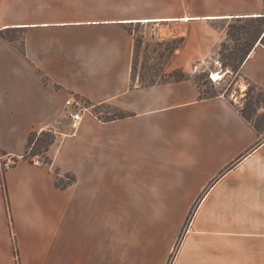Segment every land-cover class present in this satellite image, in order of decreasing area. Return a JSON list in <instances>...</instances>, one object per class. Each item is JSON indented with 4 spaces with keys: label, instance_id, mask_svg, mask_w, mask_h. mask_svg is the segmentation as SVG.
I'll return each instance as SVG.
<instances>
[{
    "label": "crops",
    "instance_id": "1",
    "mask_svg": "<svg viewBox=\"0 0 264 264\" xmlns=\"http://www.w3.org/2000/svg\"><path fill=\"white\" fill-rule=\"evenodd\" d=\"M248 21L264 0H0V158L16 162L7 193L0 170V264L15 246L19 264H167L183 219L160 208L197 200L171 264H264V136L190 71ZM136 27L189 78L135 81ZM263 41L240 74L264 91ZM46 131L52 163L25 160Z\"/></svg>",
    "mask_w": 264,
    "mask_h": 264
},
{
    "label": "rangeland",
    "instance_id": "2",
    "mask_svg": "<svg viewBox=\"0 0 264 264\" xmlns=\"http://www.w3.org/2000/svg\"><path fill=\"white\" fill-rule=\"evenodd\" d=\"M263 27V21H248L243 24L235 23L232 25L231 33L234 40H228V43H226V46L222 51V55L218 59L222 62L223 66L229 70L228 75L223 81L214 84L207 74H198L194 76L196 81L202 86L208 95L225 94L226 96L233 97L232 102L238 110L244 111L253 123L261 124L260 134L264 136V91L259 90L250 82L242 78L240 70L236 71L232 67L226 66L232 65V61L241 60L247 47L251 46L253 40L259 36ZM146 32L147 30L142 27H136L133 31L136 43L133 77L134 80H138L140 84L144 82L147 83L152 78L157 81H162L163 78L168 77L169 74L178 70L174 69L173 63L171 62L174 45L168 43L146 42L144 39V33ZM242 33L243 35L241 36ZM236 36L241 39V42L236 41ZM219 76L220 75L218 74L214 75L217 80L222 78ZM142 78L144 79V82H142ZM108 110L111 111L110 109ZM48 134L52 135L51 133ZM42 136L41 133L34 138V142L29 150L30 158L34 152L40 150L38 144L43 139ZM34 159H36L37 162L39 161V163L45 162V158L41 155L35 156ZM1 160L4 161L2 157ZM15 164L16 162L14 161V165ZM0 170L2 174L6 173V171L2 170L1 165ZM69 182L70 179L67 175L65 176L63 183L66 184ZM199 204L200 201L197 200L190 208H160L161 214L169 215L170 220L183 219L182 230L174 244L172 254L170 255L167 264L172 263L184 235L191 226L192 219ZM15 248L19 264V251L16 246Z\"/></svg>",
    "mask_w": 264,
    "mask_h": 264
},
{
    "label": "trees",
    "instance_id": "3",
    "mask_svg": "<svg viewBox=\"0 0 264 264\" xmlns=\"http://www.w3.org/2000/svg\"><path fill=\"white\" fill-rule=\"evenodd\" d=\"M230 35H232V33H230ZM233 37V36H232ZM264 43V42H263ZM225 44L223 45L222 47V51L223 49L225 48ZM246 55H247V52H244V55L242 56L241 60L240 61H232V65H226L227 67H232L234 70L236 71H239L240 68L242 67L243 65V61L244 59L246 58ZM189 76L182 70L178 69V70H175L172 74H169L168 77L166 78H163L162 81H157L155 79H150L149 82H144V79L142 78V83L141 86H144V87H148V86H153V85H156V84H159V83H166V82H178V81H182V80H185V79H188ZM255 86V85H253ZM256 88H258L257 86H255ZM259 90L263 91L262 89L258 88ZM240 114L242 115V117L247 120L255 129L258 133H260V129H261V124H256V123H253L251 121V119L246 115V113L244 111H241L239 110ZM48 133H51L52 135H49ZM38 134L37 133H33L31 136H30V139H29V149H28V152L27 154L25 155L24 159L25 160H28V161H33V158L35 156H43L45 158V162L44 164H51L52 163V159L51 157L49 156V150H50V147L55 143L56 141V137L55 135L48 131V132H43L42 133V137L43 139L39 142L38 144V148H40L39 151H36L32 154V157L30 158L29 157V150L34 142V138L37 136ZM46 137V138H44ZM69 179H70V182L69 183H72L74 182V178H72L71 176H69ZM2 182H3V186H4V191L5 193H7V189H6V183H5V173L2 174ZM58 186L59 187H66V184L64 185V183H62V181H58Z\"/></svg>",
    "mask_w": 264,
    "mask_h": 264
},
{
    "label": "built area",
    "instance_id": "4",
    "mask_svg": "<svg viewBox=\"0 0 264 264\" xmlns=\"http://www.w3.org/2000/svg\"><path fill=\"white\" fill-rule=\"evenodd\" d=\"M191 73L192 75L207 74L209 76V79L212 81V83L217 84L226 78V76L229 73V70L228 68L223 66L220 60H216L213 62L199 61L192 65ZM214 74H218L222 78L220 80H216L214 78ZM79 108H80V104L74 98H70L66 103V116L71 121V126L72 129L74 130V133H76L77 130L79 129L82 121V116L80 114ZM0 165L3 171H8L14 166V161L13 160L2 161L0 158Z\"/></svg>",
    "mask_w": 264,
    "mask_h": 264
},
{
    "label": "bare ground",
    "instance_id": "5",
    "mask_svg": "<svg viewBox=\"0 0 264 264\" xmlns=\"http://www.w3.org/2000/svg\"><path fill=\"white\" fill-rule=\"evenodd\" d=\"M215 75V74H214ZM219 77H221V76H219ZM215 78V77H214ZM216 80H217V78H215ZM220 80V79H219Z\"/></svg>",
    "mask_w": 264,
    "mask_h": 264
}]
</instances>
